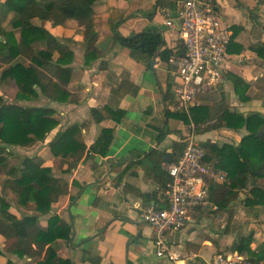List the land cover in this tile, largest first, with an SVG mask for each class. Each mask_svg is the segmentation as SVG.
I'll return each instance as SVG.
<instances>
[{"label": "crops", "instance_id": "1", "mask_svg": "<svg viewBox=\"0 0 264 264\" xmlns=\"http://www.w3.org/2000/svg\"><path fill=\"white\" fill-rule=\"evenodd\" d=\"M216 2L233 30L228 67L219 88L201 95L197 105L207 104L218 113L224 104L244 115L251 112L264 115V56L256 51V47L264 45V0ZM177 6V0H96L93 7L97 57L88 54L83 27L76 19L56 25L51 20L34 17V25L47 29L74 54L67 101L55 100L41 89L36 99L21 100L17 98L14 80L0 79V94L7 103L52 108L58 120L44 140L25 146L7 145L4 155L8 156V163L0 166V196L10 203L11 213L18 217L38 215L44 228L54 214L71 225V237L58 239V253L76 264H92L93 256H100L99 264H173L157 256L153 230L142 214L150 205H163L156 186L163 183V174L168 176L165 164L176 153L173 144L182 142L190 127L194 129L192 123L172 115L178 111L173 91L178 76L166 50L174 53L178 41L175 30L166 26L165 19ZM14 14L7 0H0V26L13 29L19 38L20 30L11 23ZM147 28H156L163 37L155 66L152 58L134 53L115 40L116 34L130 36ZM36 45L46 47L43 40ZM58 57L56 51L53 60L46 64L49 75ZM25 62L30 60L25 58ZM6 66L3 64L0 69ZM230 74L248 83V100L240 99ZM73 124L79 126L76 137L86 149L78 155L56 156L50 142L59 131ZM106 129L113 133L106 153L94 152L91 147ZM246 132L245 128L220 126L199 131L197 138L203 146L205 142L238 143ZM0 145H4L1 138ZM25 157L51 167L55 176L66 181L65 192L46 214L39 213L34 201L22 204L9 187L15 176L11 167H19ZM209 162L214 164L213 160ZM216 206L197 209L186 227L169 236L184 256L182 264H190L192 256L202 262L210 260L216 252L226 249L227 222L222 213L229 206L218 214L208 213L207 210L219 209ZM250 208L254 213L260 212L259 217L264 219L263 205ZM255 229L254 236L264 241V231ZM13 241L0 234V264H37L32 257L9 251ZM251 244L252 248L256 246L255 241Z\"/></svg>", "mask_w": 264, "mask_h": 264}, {"label": "trees", "instance_id": "2", "mask_svg": "<svg viewBox=\"0 0 264 264\" xmlns=\"http://www.w3.org/2000/svg\"><path fill=\"white\" fill-rule=\"evenodd\" d=\"M95 2L96 0H7L9 10L15 12L12 26L20 30V37L17 38L13 29L0 26V67L7 65L3 70L0 69V79L11 77L14 80L18 99H36L38 89L58 101H67L70 98L68 84L73 71L70 64L74 54L47 29L34 25L32 19L39 17L51 20L56 25L64 24L71 18L76 19L83 27L88 54L97 57L98 33L95 30L93 7ZM42 40L46 43L45 48L36 45ZM115 40L134 53H142L149 58L163 44L162 34L156 28H147L130 36L116 34ZM56 51L59 52V57L52 75H49L45 71L48 68L46 64L53 60ZM256 51L264 56V45L256 47ZM166 53L169 57L173 54L172 50H166ZM25 58L30 62L26 63ZM91 61L88 57L87 62ZM230 78L240 99L248 100V83L237 75L230 74ZM53 113L54 110L48 107L7 103L0 94V138L4 142V145H0V166L8 163V156L4 155L7 145L25 146L44 140L58 125ZM172 115L187 124L192 123L197 132L220 126L245 128L247 132L238 143H204L207 150L205 159L213 160L217 168L227 172L228 177L226 181L210 183V198L219 208L225 209L240 197L242 190L248 189L250 196L244 198L245 204L250 207L264 206V187L258 183L259 179L264 178V137L258 135L264 131L262 113L251 112L244 115L224 104L220 105L217 113L209 105L199 104L194 105L190 113L176 111ZM79 130V126L73 124L59 131L50 142L53 153L65 158L70 153L78 155L84 151L86 145L76 137ZM112 136L111 130H104L91 149L105 154ZM183 147V142L176 141L173 144L176 153H172L169 161L177 160ZM11 168H14L11 173L15 176L9 187L18 194L22 204L34 201L41 214L50 212L52 203L66 190L64 179L55 176L51 167L42 166L33 158L25 157L19 167ZM163 176L165 183L168 176ZM71 232V225L57 214L49 218L47 228L39 224L38 215H14L10 212V203L4 196H0V234L14 239L8 247L9 251L21 257H32L37 260V264H76L58 253V239L70 238ZM253 236V233L241 236L235 249L253 259L264 260V244L258 251L253 249ZM100 260V256L91 258L92 264H99Z\"/></svg>", "mask_w": 264, "mask_h": 264}, {"label": "built area", "instance_id": "3", "mask_svg": "<svg viewBox=\"0 0 264 264\" xmlns=\"http://www.w3.org/2000/svg\"><path fill=\"white\" fill-rule=\"evenodd\" d=\"M165 24L177 34L178 45L169 57L177 72L173 85L175 109L190 113L203 94L214 93L228 67V48L233 30L226 23L216 0H177ZM184 147L175 161L165 164L168 180L156 186L163 205H150L142 217L152 228L157 256L182 264L184 256L169 236L182 230L197 209L217 208L210 198V183L227 180V172L205 159L207 150L195 130L182 140ZM252 246V244H251ZM254 249V248H253ZM191 257L190 264H264L236 249L220 250L207 261Z\"/></svg>", "mask_w": 264, "mask_h": 264}, {"label": "rangeland", "instance_id": "4", "mask_svg": "<svg viewBox=\"0 0 264 264\" xmlns=\"http://www.w3.org/2000/svg\"><path fill=\"white\" fill-rule=\"evenodd\" d=\"M191 130L192 128L190 127L188 131ZM195 133L196 135H198L197 131H195ZM223 140L226 139H222V141ZM258 183L264 187V178L259 179ZM246 196H250L248 189L242 190L240 198H237L235 202L228 207L226 213H222V217L224 216V221L227 222V229L225 232L227 242L224 246V248L226 247V251L233 250L232 248L237 246L241 236L247 235L249 233L254 234V232H256L255 227L260 228L264 231V219H261V217H259L260 212H252V208L244 203V198ZM221 210L222 208L207 211L208 213L211 212L214 214H218L221 212ZM252 241H255L256 246L254 248H256L257 251L262 249L264 244V241L262 239L260 240L257 236H253Z\"/></svg>", "mask_w": 264, "mask_h": 264}, {"label": "water", "instance_id": "5", "mask_svg": "<svg viewBox=\"0 0 264 264\" xmlns=\"http://www.w3.org/2000/svg\"><path fill=\"white\" fill-rule=\"evenodd\" d=\"M159 55H160V48L157 49L155 54L152 57V66H155L156 63H158L159 60ZM259 136L264 137V131L258 133Z\"/></svg>", "mask_w": 264, "mask_h": 264}]
</instances>
